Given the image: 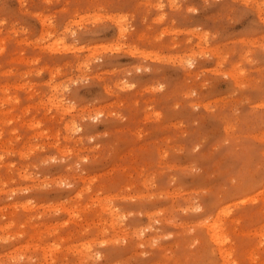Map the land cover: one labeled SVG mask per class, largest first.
<instances>
[{"label":"rangeland","instance_id":"rangeland-1","mask_svg":"<svg viewBox=\"0 0 264 264\" xmlns=\"http://www.w3.org/2000/svg\"><path fill=\"white\" fill-rule=\"evenodd\" d=\"M0 264H264V0H0Z\"/></svg>","mask_w":264,"mask_h":264},{"label":"bare ground","instance_id":"bare-ground-1","mask_svg":"<svg viewBox=\"0 0 264 264\" xmlns=\"http://www.w3.org/2000/svg\"><path fill=\"white\" fill-rule=\"evenodd\" d=\"M3 100H4V98H3ZM220 212H225V210L223 211V210H221ZM217 216V215H216ZM216 216L214 217L215 219H217V218H219V217H217L216 218ZM218 216H219V214H218ZM212 218V217H211ZM209 219V221H206V223H205V229H206V231L210 234L209 235V237L212 239V240H216L219 244H220V236H219V232H218V230L220 229V228H222V223H219V222H217V220L215 221V219L213 218V219ZM229 219V218H228ZM204 224V223H203ZM202 224V225H203ZM224 225H225V223H224ZM223 225V226H224ZM227 225V224H226ZM230 225V224H229Z\"/></svg>","mask_w":264,"mask_h":264}]
</instances>
